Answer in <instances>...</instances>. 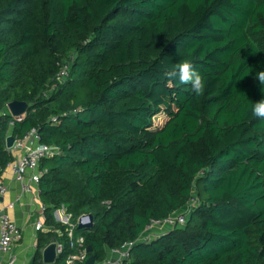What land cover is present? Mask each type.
<instances>
[{"label":"trees","instance_id":"16d2710c","mask_svg":"<svg viewBox=\"0 0 264 264\" xmlns=\"http://www.w3.org/2000/svg\"><path fill=\"white\" fill-rule=\"evenodd\" d=\"M185 59L203 96L168 76ZM262 70L264 0H0V112L28 103L11 129L0 114V175L9 131L37 127L60 148L41 161L44 228L30 264H45L51 241L62 244L51 264L75 251L60 207L74 223L93 215L73 235L96 261L136 240L124 264H264V120L251 114ZM191 196L182 225L138 240Z\"/></svg>","mask_w":264,"mask_h":264},{"label":"built area","instance_id":"2783aa9c","mask_svg":"<svg viewBox=\"0 0 264 264\" xmlns=\"http://www.w3.org/2000/svg\"><path fill=\"white\" fill-rule=\"evenodd\" d=\"M68 64L61 66L58 73L55 75L53 81L47 85V88L43 91V96L47 97L50 95L60 83H62L68 77ZM5 110V111H4ZM0 114L10 111L7 106ZM11 115V114H10ZM23 114L14 116L9 121V127L12 128L14 120L20 121L23 118ZM55 120V118H52ZM11 131H9L8 135ZM12 154V158L6 163L2 173L7 168L11 169L13 176L16 180L24 183V188L27 191L34 190L38 193V182L41 175L46 171L45 168L41 167V161L44 158L52 157L60 152V148L55 143H46L42 141L41 134L37 127H32L25 131L21 137L14 138L13 145L9 148ZM20 150L19 155L14 156L12 151ZM2 173L0 175V197L3 196L7 190L5 183L2 180ZM197 204V198L191 196L187 204L181 210L175 211L164 218H152L149 223L145 226L144 231L139 235L138 240L142 241V235L146 234L145 240L150 239L151 235H148L149 231L155 227L160 226L164 228L163 231H168L170 228L176 225H182L191 211L192 206ZM12 205L10 204V207ZM43 210V206H42ZM62 210V211H61ZM60 213V214H59ZM57 220L67 224V234L73 239L71 241V246L75 248V251L68 254L65 258L66 264H84L85 260L88 258L86 246L84 245V238L82 235H77L74 237L73 229L78 224V221L83 222L88 221V216L86 213H82L78 216L76 223L70 220V214L66 213L64 207L57 209ZM44 227V215L35 223L34 229H43ZM22 237L21 228L14 222L11 216L8 214L4 207H0V253L5 255L7 260L6 264H13L14 257L11 256V249L16 241H19ZM143 239V240H144ZM56 241V240H55ZM136 241V240H135ZM133 240H125L121 243L119 247L110 248L108 254L100 261H94L93 264H124V261L129 257L130 249L134 244ZM56 252L57 254L62 251V244L58 241ZM1 264V263H0Z\"/></svg>","mask_w":264,"mask_h":264},{"label":"crops","instance_id":"0c3cea01","mask_svg":"<svg viewBox=\"0 0 264 264\" xmlns=\"http://www.w3.org/2000/svg\"><path fill=\"white\" fill-rule=\"evenodd\" d=\"M13 155H19L20 150L12 151ZM2 180L7 190L0 197V207H4L14 222L21 228L22 237L16 241L11 249V256L14 257L13 264H30L35 253L36 230L35 223L43 215L42 203L38 193L34 190L27 191L24 183L16 180L11 169L7 168L2 173ZM10 204L12 205L10 207ZM55 215V214H54ZM44 228V227H43ZM164 228L160 226L153 227L148 235L156 237L164 233ZM146 234L142 235V240ZM150 238V239H151ZM145 240V239H144ZM6 256L0 253V263L6 264Z\"/></svg>","mask_w":264,"mask_h":264},{"label":"clouds","instance_id":"9594fccd","mask_svg":"<svg viewBox=\"0 0 264 264\" xmlns=\"http://www.w3.org/2000/svg\"><path fill=\"white\" fill-rule=\"evenodd\" d=\"M170 78H178L179 83L182 85H190L192 92L197 96H203L205 91L204 77L194 69L190 60H183L176 64L174 68L169 71ZM255 80L259 83L261 88H264V70L259 71L255 75ZM252 116L264 120V98L252 103L251 106Z\"/></svg>","mask_w":264,"mask_h":264},{"label":"water","instance_id":"95a60500","mask_svg":"<svg viewBox=\"0 0 264 264\" xmlns=\"http://www.w3.org/2000/svg\"><path fill=\"white\" fill-rule=\"evenodd\" d=\"M8 110L10 111L11 115L18 116L23 114L28 107V103L25 101H18L13 100L6 104ZM14 142L13 135L9 134L5 138V145L7 148L11 147ZM55 217L58 218L57 210L54 211ZM88 216V221H78V228L81 227H91L93 225V215L91 213H86ZM57 242L51 241L48 244H46L42 250H41V259L42 262L45 264H51L55 262L57 258V252H56ZM86 251L89 253L91 251V247L89 245L86 246ZM95 261V257L93 254H90L88 258L85 260L84 264H93Z\"/></svg>","mask_w":264,"mask_h":264},{"label":"rangeland","instance_id":"374dc122","mask_svg":"<svg viewBox=\"0 0 264 264\" xmlns=\"http://www.w3.org/2000/svg\"><path fill=\"white\" fill-rule=\"evenodd\" d=\"M165 115L163 114V113H159V114H157L156 116H154V119H153V121H154V123H162L163 121H164V119H165ZM62 211V210H61ZM60 214V213H59Z\"/></svg>","mask_w":264,"mask_h":264}]
</instances>
